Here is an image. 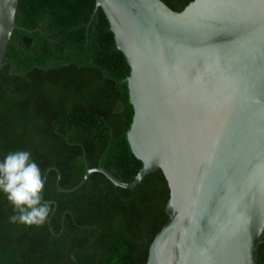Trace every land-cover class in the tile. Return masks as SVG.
Segmentation results:
<instances>
[{
  "label": "water",
  "instance_id": "1",
  "mask_svg": "<svg viewBox=\"0 0 264 264\" xmlns=\"http://www.w3.org/2000/svg\"><path fill=\"white\" fill-rule=\"evenodd\" d=\"M20 0H0V71ZM131 67L127 138L143 166L161 168L170 216L147 264H256L264 234V0H96ZM25 29V28H24ZM55 168V167H54ZM48 168L43 177V198ZM60 171H58V182Z\"/></svg>",
  "mask_w": 264,
  "mask_h": 264
},
{
  "label": "trees",
  "instance_id": "2",
  "mask_svg": "<svg viewBox=\"0 0 264 264\" xmlns=\"http://www.w3.org/2000/svg\"><path fill=\"white\" fill-rule=\"evenodd\" d=\"M181 11L192 0H163ZM96 0H20L0 71V162L31 153L48 168L40 225L12 223L0 191V264H147L168 223V181L161 168L133 188L101 172L79 184L87 165L132 181L143 163L127 138L134 108L124 81L131 67ZM25 28V29H24ZM55 167V168H54ZM58 171L60 179L58 182ZM256 264H264V234Z\"/></svg>",
  "mask_w": 264,
  "mask_h": 264
},
{
  "label": "clouds",
  "instance_id": "3",
  "mask_svg": "<svg viewBox=\"0 0 264 264\" xmlns=\"http://www.w3.org/2000/svg\"><path fill=\"white\" fill-rule=\"evenodd\" d=\"M44 187L41 170L31 159V153L17 150L8 153L0 162V191L14 206L12 223L26 225L42 224L51 208L42 203L41 191Z\"/></svg>",
  "mask_w": 264,
  "mask_h": 264
}]
</instances>
